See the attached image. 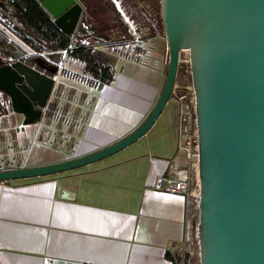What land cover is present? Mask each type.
Masks as SVG:
<instances>
[{"label": "water", "instance_id": "1", "mask_svg": "<svg viewBox=\"0 0 264 264\" xmlns=\"http://www.w3.org/2000/svg\"><path fill=\"white\" fill-rule=\"evenodd\" d=\"M74 35L85 8L77 0H38ZM169 47L162 93L145 121L116 142L67 160L1 169L0 181L54 175L111 157L144 137L167 107L182 50L190 51L200 135L201 264H264V0H162ZM6 37L0 33V44ZM3 62L0 90L25 125L44 117L57 82L23 62Z\"/></svg>", "mask_w": 264, "mask_h": 264}, {"label": "crops", "instance_id": "2", "mask_svg": "<svg viewBox=\"0 0 264 264\" xmlns=\"http://www.w3.org/2000/svg\"><path fill=\"white\" fill-rule=\"evenodd\" d=\"M168 64L124 58L115 80L100 87L77 156L108 146L145 121L162 93ZM177 120L172 97L150 132L111 157L54 175L0 181V264L178 262L188 199L155 186L159 176L186 173ZM33 151L21 167L68 159L45 144Z\"/></svg>", "mask_w": 264, "mask_h": 264}, {"label": "rangeland", "instance_id": "3", "mask_svg": "<svg viewBox=\"0 0 264 264\" xmlns=\"http://www.w3.org/2000/svg\"><path fill=\"white\" fill-rule=\"evenodd\" d=\"M114 1L129 27L128 34L130 36L128 39L133 41L132 43L140 51L129 54V58L154 66L168 60L169 47L165 40L160 13L162 0ZM88 4L85 12L88 20V24H86L88 30L86 31L90 33L91 28L98 27L102 19L110 20V16L106 10L108 6L106 0H88ZM96 14H99L100 17ZM16 25L21 26L12 13L0 8V33L28 54L33 53L34 50L15 33ZM88 41L87 39L83 40L85 44H88ZM115 41L117 40L100 37L93 44L95 50L105 56L112 63L114 69H120L126 56L120 52L119 48L125 44H118ZM59 65L57 82L49 102V104L54 102L57 106L52 118L47 117L45 113L40 122L26 126L24 115L14 111L10 100L6 103L8 111L0 112L1 167H21L29 160L33 149L34 153L38 151V144L51 146V148L61 151L63 156L68 159L77 156V148L81 139L86 135L100 87L86 73L83 63L65 59ZM121 138H115L108 145ZM95 146L101 147L102 145ZM53 153L55 154V152ZM88 153L90 152L88 151ZM53 156H48V159H52ZM200 263L197 255L191 256L184 251L178 255V264Z\"/></svg>", "mask_w": 264, "mask_h": 264}, {"label": "trees", "instance_id": "4", "mask_svg": "<svg viewBox=\"0 0 264 264\" xmlns=\"http://www.w3.org/2000/svg\"><path fill=\"white\" fill-rule=\"evenodd\" d=\"M0 8L12 13L18 20L21 26L16 25L15 33L35 51L58 54L60 62L67 58L83 63L86 73L99 87L115 80L114 66L105 56L95 50L92 43L103 37V32L100 33V37H91L90 42L85 44L82 37L77 34L69 35L59 28L53 17L38 0H0ZM115 9L121 16L116 6ZM132 42L119 48L126 57H129V54L133 52H140ZM9 99L8 94L0 90V112L8 111L6 103ZM56 107L54 102L49 104L47 112H45L47 117L54 116Z\"/></svg>", "mask_w": 264, "mask_h": 264}, {"label": "built area", "instance_id": "5", "mask_svg": "<svg viewBox=\"0 0 264 264\" xmlns=\"http://www.w3.org/2000/svg\"><path fill=\"white\" fill-rule=\"evenodd\" d=\"M179 76L173 97L178 102L179 149L186 159V173L179 178L159 176L155 186L170 192L184 194L188 199L187 228L183 251L191 256L197 255L201 262L200 244V135L197 94L193 81L190 51L180 52ZM178 264V262H176ZM201 264V263H200Z\"/></svg>", "mask_w": 264, "mask_h": 264}, {"label": "flooded vegetation", "instance_id": "6", "mask_svg": "<svg viewBox=\"0 0 264 264\" xmlns=\"http://www.w3.org/2000/svg\"><path fill=\"white\" fill-rule=\"evenodd\" d=\"M77 1L80 2L84 6L85 11H84L83 15H81L82 17L80 19V22L78 24L77 30H76L74 35L77 34L78 36L82 37V41L84 39L89 40L88 41V43H89L91 37H95V36L100 37V33L103 32V37H105L109 40H117L115 42H117L118 44H121V43L127 44L128 42L131 43V40L128 39V37L130 36L128 34V31H129L128 28L129 27L127 26L125 20L123 19L122 14H121V16L119 14H117L116 9H115L116 4H115L114 0H106V2L108 3L106 10L108 12V15L110 16V20L109 19L108 20L102 19L100 21V24H98V27L91 28L92 30H90L91 31L90 33L86 31V30H88V27L86 26V24H88V22H87L88 20L85 16V12L87 11V8H88V7L86 8V5L87 6L89 5L88 0H77ZM116 8H117V6H116ZM117 10H119V9L117 8ZM99 11H101V10H99ZM119 12H120V10H119ZM102 13L105 14V12H102ZM96 15L99 16V14H96ZM9 42L10 41L6 38L4 43L0 44V53L3 57L4 63L12 64L15 61H18L19 58H16L15 53L11 49H9V50L5 49ZM92 43H95V42H92ZM25 53L26 54L22 58H20L23 62L25 61L26 64H28L29 66L39 70L42 73H45V74L52 76V77H57V74L59 73V70H60V65H59L60 61L58 58V56H59L58 54H51L49 52L40 53V52H37L35 50L31 54H28L26 51H25ZM65 59H67V58H65ZM9 98H10V96H9ZM9 100H10V102L12 101L11 98ZM11 104H12V102H11ZM22 115H24V114H22ZM24 117H25V115H24Z\"/></svg>", "mask_w": 264, "mask_h": 264}]
</instances>
